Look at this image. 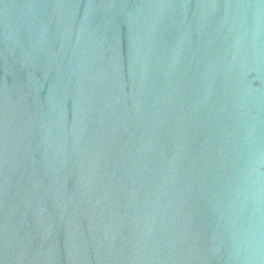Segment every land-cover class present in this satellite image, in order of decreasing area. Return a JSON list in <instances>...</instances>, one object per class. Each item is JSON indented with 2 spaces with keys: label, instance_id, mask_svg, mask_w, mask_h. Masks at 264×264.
I'll use <instances>...</instances> for the list:
<instances>
[{
  "label": "water",
  "instance_id": "water-1",
  "mask_svg": "<svg viewBox=\"0 0 264 264\" xmlns=\"http://www.w3.org/2000/svg\"><path fill=\"white\" fill-rule=\"evenodd\" d=\"M0 264H264V0H0Z\"/></svg>",
  "mask_w": 264,
  "mask_h": 264
}]
</instances>
